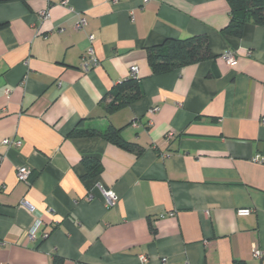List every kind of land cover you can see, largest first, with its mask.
Returning <instances> with one entry per match:
<instances>
[{
    "label": "crops",
    "instance_id": "1",
    "mask_svg": "<svg viewBox=\"0 0 264 264\" xmlns=\"http://www.w3.org/2000/svg\"><path fill=\"white\" fill-rule=\"evenodd\" d=\"M61 1L0 0V264H264V25L225 34L227 0ZM89 34L99 64L84 71ZM200 34L211 58L151 73L148 48ZM132 67L143 96L108 110ZM108 125L133 146L69 134Z\"/></svg>",
    "mask_w": 264,
    "mask_h": 264
},
{
    "label": "trees",
    "instance_id": "2",
    "mask_svg": "<svg viewBox=\"0 0 264 264\" xmlns=\"http://www.w3.org/2000/svg\"><path fill=\"white\" fill-rule=\"evenodd\" d=\"M230 6V21L222 29L225 34L240 36L246 23L264 25V0H227ZM212 57L208 37L205 34L191 35L183 38L168 39L162 44L148 48V63L153 75L163 74L170 70L193 64ZM143 96L140 79L134 75L122 80L107 94L111 98L107 104L108 110L129 104ZM106 97V98H107ZM71 136L100 135L125 148H131L132 143L121 135V129L108 125L104 130L97 127H74ZM88 168V176H94L101 171V163L93 158H83ZM60 257H54L51 264H62Z\"/></svg>",
    "mask_w": 264,
    "mask_h": 264
},
{
    "label": "built area",
    "instance_id": "3",
    "mask_svg": "<svg viewBox=\"0 0 264 264\" xmlns=\"http://www.w3.org/2000/svg\"><path fill=\"white\" fill-rule=\"evenodd\" d=\"M148 1L149 0H143V3H146ZM61 4L68 5V1L62 0ZM69 8H70V10H74L72 7H69ZM47 16H48V12L46 10L40 12V18L43 19V18H46ZM86 24H87L86 17L80 15L77 22L74 25V28L77 30H80V29H83L86 26ZM88 39H89V46L87 47L86 51L83 53L82 58H81V60H82L81 61V68L84 71H88V70L92 69L93 67H95L96 65L99 64V58H98L96 51H95V48H94L95 35L89 34ZM223 58L228 65H232L236 62V54H235L234 50H232V49H227L226 51H224ZM131 70H132V74L134 76H136V74H135L136 67H132ZM153 110H157V107L154 108ZM262 121L264 123V119H262ZM172 134L173 133H169L168 137L172 136ZM2 144L3 145L20 146L21 140L15 139V138H5L2 140ZM255 159L258 160L259 157L256 156ZM30 173H31V168L28 165H21L17 168L16 178L20 182H27L29 179ZM102 192L106 198V203L108 205L113 204L118 198L116 192L112 189L102 188ZM90 198H91V196H90ZM22 205H25L30 211L34 210V206L32 204H30L27 200H24L22 202ZM252 211H253L252 208L246 207V208H238L236 210V213L239 216H246V215H250L252 213ZM174 214H175V211L171 210L168 212L161 213L160 217H165L167 215H174ZM38 225H39V222L37 221L36 225L34 227H32V229H30L27 232V237L29 240H31V241L37 240L36 231H37ZM48 235H49L48 232H44L41 236L44 239V238L48 237ZM252 256H253V258H256V259L262 258L264 256V249L255 245L253 247V250H252ZM140 259L142 261H145L146 257L144 255H141ZM166 260L167 259L165 257L162 259V261L164 263L166 262ZM184 264H189V263L186 262Z\"/></svg>",
    "mask_w": 264,
    "mask_h": 264
}]
</instances>
